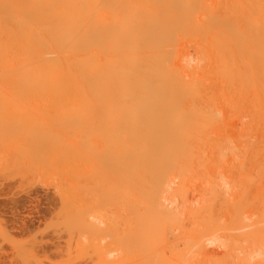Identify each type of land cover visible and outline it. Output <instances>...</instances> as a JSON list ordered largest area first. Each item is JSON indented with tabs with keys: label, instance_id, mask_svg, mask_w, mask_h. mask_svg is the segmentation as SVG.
<instances>
[{
	"label": "bare ground",
	"instance_id": "1",
	"mask_svg": "<svg viewBox=\"0 0 264 264\" xmlns=\"http://www.w3.org/2000/svg\"><path fill=\"white\" fill-rule=\"evenodd\" d=\"M0 48L11 100L88 112L117 161L122 264L263 249L264 186L218 170L264 160V0H0Z\"/></svg>",
	"mask_w": 264,
	"mask_h": 264
},
{
	"label": "rangeland",
	"instance_id": "2",
	"mask_svg": "<svg viewBox=\"0 0 264 264\" xmlns=\"http://www.w3.org/2000/svg\"><path fill=\"white\" fill-rule=\"evenodd\" d=\"M1 53L0 48V59ZM2 70L0 264H122L124 207L120 171L117 161L114 158L110 161L111 157L106 156L109 152L103 153L100 146L94 150L91 147L90 152L89 113L79 115L72 104L11 100ZM79 127H84L85 132L78 131ZM11 154L15 161L7 163L6 157ZM89 156H92L90 162ZM261 163L264 160L245 166L235 162L225 165L218 170L219 181L229 184L250 175L252 187H263ZM15 201L17 204L12 203ZM32 217L36 219L34 225L30 224ZM23 220L28 227L23 225ZM214 247L217 245H209L211 251ZM262 248L257 253L264 252V244ZM225 249L217 248L216 253L202 257L201 264L247 261L242 250L240 253L235 250L239 258L236 254V260L232 257L230 261L219 254H226ZM262 252L248 258L251 260L247 263L257 264L259 261L255 259L259 257L263 260L258 264H264ZM141 253L139 248L127 253L126 263L143 264L144 261L138 260Z\"/></svg>",
	"mask_w": 264,
	"mask_h": 264
}]
</instances>
